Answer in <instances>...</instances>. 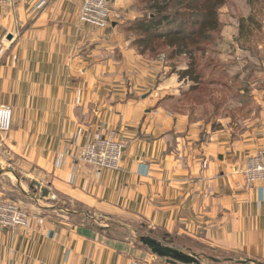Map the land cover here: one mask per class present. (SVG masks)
Returning a JSON list of instances; mask_svg holds the SVG:
<instances>
[{
  "label": "crops",
  "instance_id": "obj_1",
  "mask_svg": "<svg viewBox=\"0 0 264 264\" xmlns=\"http://www.w3.org/2000/svg\"><path fill=\"white\" fill-rule=\"evenodd\" d=\"M41 1L0 6V105L13 112L10 132L0 133V160L34 179L39 197L7 172L0 186L28 197L45 220L0 228V264H156L131 241L138 227L163 242L187 241L173 244L202 258L264 264V182L248 184L242 174L264 146V100L238 138L213 131L175 110L169 86L152 88L156 63L128 48L117 25L81 24L82 0L38 8ZM111 132L124 144L122 169L81 164L86 143ZM60 200L79 210L64 214ZM114 227L127 237L113 240Z\"/></svg>",
  "mask_w": 264,
  "mask_h": 264
},
{
  "label": "rangeland",
  "instance_id": "obj_2",
  "mask_svg": "<svg viewBox=\"0 0 264 264\" xmlns=\"http://www.w3.org/2000/svg\"><path fill=\"white\" fill-rule=\"evenodd\" d=\"M190 1L174 0L171 2L172 12L176 14L177 19H172L153 31L155 33L181 31L184 36H193L194 32L199 28L202 17L193 14L190 9L185 8L187 4H192L188 3ZM202 1H200V4ZM148 2L149 0H116L113 10L120 14L122 18L119 20L114 19L115 22L113 23L117 25L118 34L128 43V48L142 59H150L151 63H156V67L167 68L166 74L164 72L156 73L159 69L155 68L154 86L152 88H155L156 85L157 87L161 85L169 86V91H167L165 98L173 94V96H176L175 110L184 113L192 120L210 122L213 131L228 129L233 134V137L236 138L248 131L249 128L246 125V121L258 109V102L264 100V0H226V4L219 11L220 30L211 35L209 40L196 36L187 42L190 48L206 46L205 51L196 50L192 53L187 52L186 55H179L175 51L176 46L175 48L169 47L168 44L173 42V39H158L150 43L149 46L141 45L138 42L141 38H145L140 21H143L151 13ZM240 25H243V33L240 31L242 29ZM190 65L198 74V79L193 80V75L191 78H186L184 85L179 87L178 83L181 80V73L187 67L190 68ZM173 88H175L174 93H172ZM242 89L246 93H243ZM155 98H159L158 93L155 94ZM216 106H220V108L217 109ZM225 119H229L230 122L225 121ZM220 120L223 123H219ZM224 125H227V127L225 128ZM2 135L0 134V137ZM86 167L97 171L95 167ZM121 169L122 165L117 171ZM104 170L113 171L103 169L99 170V172ZM6 172L12 180L19 178L22 187L30 198L33 197L36 200V196L39 197L36 194V182L34 179L24 176L22 170L18 169L16 165L8 167V163H3L0 160V179L3 180ZM32 184L33 188L30 187ZM9 187L12 186L9 185ZM0 190V195L3 193L0 196L2 199L8 198L11 199L10 201L20 203L23 208L31 211L36 216L33 213L31 201L20 191L12 192L7 188L3 190V186H0ZM63 202L62 200L58 207L60 208L61 206L63 208L64 214H70V212H66L67 210L70 211V209L72 212L79 210V207L70 203L69 206H63ZM82 210L84 209L81 208L79 213ZM82 213H87L93 217L96 216L90 212ZM94 218L98 219L97 217ZM100 218V221L104 219ZM34 221L36 222L34 219L32 224ZM104 221L109 220L106 219ZM107 223L111 224L112 222ZM138 228H136L135 232L142 235L141 233L143 232ZM107 235L113 240L127 237L125 231L116 227L112 228ZM164 241L170 245L173 243L178 245L188 243L184 240L175 242L169 239ZM175 245L173 244V246ZM188 246H194L195 250L201 249L199 248L200 245L195 243ZM197 246H199L198 249ZM139 247L146 250L144 247ZM153 261L156 264H171L156 258ZM201 261L202 264H212L207 258H202Z\"/></svg>",
  "mask_w": 264,
  "mask_h": 264
},
{
  "label": "built area",
  "instance_id": "obj_3",
  "mask_svg": "<svg viewBox=\"0 0 264 264\" xmlns=\"http://www.w3.org/2000/svg\"><path fill=\"white\" fill-rule=\"evenodd\" d=\"M116 0H82L79 21L81 24L94 26L98 29H107L116 25L114 19L122 16L114 12ZM22 0H0V6L14 7ZM46 5V0L40 2L38 8ZM79 103V98L77 99ZM13 114L10 107L0 105V132H10L12 128ZM124 158V144L118 138L116 132L108 136H97L90 139L84 146L79 162L84 166H92L99 170L107 169L117 171L121 168ZM248 184L264 182V146L249 157L242 169ZM36 220L38 225H43L45 220L39 214L22 207L20 203L2 199L0 197V227L3 229L29 228L32 221Z\"/></svg>",
  "mask_w": 264,
  "mask_h": 264
},
{
  "label": "trees",
  "instance_id": "obj_4",
  "mask_svg": "<svg viewBox=\"0 0 264 264\" xmlns=\"http://www.w3.org/2000/svg\"><path fill=\"white\" fill-rule=\"evenodd\" d=\"M173 1L174 0H149L148 4L151 13L143 21H140L145 38H141L138 42L141 45L149 46L150 43L158 39H173V42H170L168 45L174 48L176 46L175 51L178 52L179 55H186L187 52L192 53L196 50L204 52L206 46L202 48H200V46L190 48L187 42L196 36L204 37L203 39L209 40L211 35L220 30L221 23L219 21V11L226 4V0H203L201 4V0H191L188 2L192 4H187L185 8L190 9L193 14L202 17L198 30L194 32L195 34L191 37L184 36L181 31L155 33L153 31L155 28L161 27L172 19H177L176 14L172 12L171 2ZM178 9H180V7H178ZM240 27L242 28L240 31L243 33V25H240ZM191 69H193L191 65L190 68L187 67V69L181 73V79L191 78L193 75V80L198 79V74H196L194 69ZM242 91L246 93L244 89H242ZM236 93L238 92L236 91ZM216 108L219 109L220 106H216Z\"/></svg>",
  "mask_w": 264,
  "mask_h": 264
},
{
  "label": "water",
  "instance_id": "obj_5",
  "mask_svg": "<svg viewBox=\"0 0 264 264\" xmlns=\"http://www.w3.org/2000/svg\"><path fill=\"white\" fill-rule=\"evenodd\" d=\"M36 186L40 188L39 185L36 184ZM41 190L43 193V197H48L49 194L47 190ZM129 235L134 243L147 248L152 256L156 259L167 261L171 264H201L202 256L193 253L191 250H186L185 248L166 244L165 242L157 240L150 235H139L135 231L131 232ZM207 258L213 263L219 264H227L229 262H233L232 259L228 258L226 259L213 256H207Z\"/></svg>",
  "mask_w": 264,
  "mask_h": 264
}]
</instances>
